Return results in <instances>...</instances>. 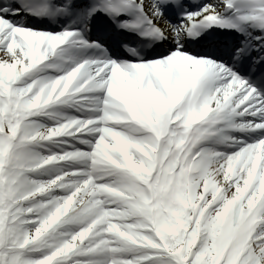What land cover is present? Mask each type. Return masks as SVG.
<instances>
[{"label":"snow or ice","instance_id":"snow-or-ice-1","mask_svg":"<svg viewBox=\"0 0 264 264\" xmlns=\"http://www.w3.org/2000/svg\"><path fill=\"white\" fill-rule=\"evenodd\" d=\"M0 264H264V0H0Z\"/></svg>","mask_w":264,"mask_h":264}]
</instances>
